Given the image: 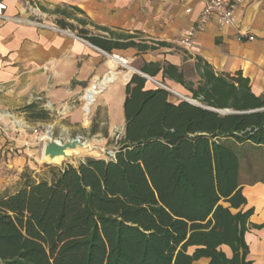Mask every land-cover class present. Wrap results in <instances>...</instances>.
Instances as JSON below:
<instances>
[{
  "label": "trees",
  "instance_id": "1",
  "mask_svg": "<svg viewBox=\"0 0 264 264\" xmlns=\"http://www.w3.org/2000/svg\"><path fill=\"white\" fill-rule=\"evenodd\" d=\"M87 39L110 50L101 38ZM195 69L198 81L171 63L142 71H162L163 83L234 112L174 102L134 73L114 158L51 166L40 180L25 172L16 191L0 193V264H252L245 234L264 223L251 224L253 209H243L239 152L264 148V95L241 72L216 73L202 58ZM25 110L33 120L48 118L37 102Z\"/></svg>",
  "mask_w": 264,
  "mask_h": 264
},
{
  "label": "crops",
  "instance_id": "2",
  "mask_svg": "<svg viewBox=\"0 0 264 264\" xmlns=\"http://www.w3.org/2000/svg\"><path fill=\"white\" fill-rule=\"evenodd\" d=\"M2 1L9 18H0V96H11L13 104L40 98L48 109L58 107L79 118L78 99L85 101L87 90L96 85L99 93L91 105L96 102L93 111L104 114L96 118V127L108 129L110 135L121 129L123 134L125 87L132 75L140 72L149 80L163 82L162 71L152 77L142 71L143 66L153 62L184 68L190 63L196 71L198 58L208 62L216 73L241 72L249 79L252 91L264 95V0H242L233 23L211 19L189 49L180 40L199 19L202 0ZM13 16L37 23H20ZM64 23L71 24L72 29ZM57 28L75 34L86 29L87 38L107 41L110 50ZM239 34H246L243 41L238 39ZM249 35L254 39L248 40ZM112 54L127 63L117 62ZM165 82L171 89L183 87L170 79ZM95 137H102L101 141L107 138L100 132ZM249 150L264 153L263 147L249 145ZM241 187L247 198L243 209H253L249 222L264 223V180L244 179L243 175ZM245 239L249 245L247 259L252 264H264V227L250 228ZM222 248L231 255L227 245Z\"/></svg>",
  "mask_w": 264,
  "mask_h": 264
},
{
  "label": "rangeland",
  "instance_id": "3",
  "mask_svg": "<svg viewBox=\"0 0 264 264\" xmlns=\"http://www.w3.org/2000/svg\"><path fill=\"white\" fill-rule=\"evenodd\" d=\"M184 68L189 78L194 81L198 80L197 73L190 63L186 64ZM147 80L148 87H161L159 83L169 85L168 82L163 83L160 79H156L157 82ZM178 88L183 92V96L193 99L183 87L178 86ZM0 99V193L16 191L24 182L23 174L25 172L36 180L49 178L51 166L59 168L67 164L78 165L86 157L105 158L108 150L116 151L119 148L117 135L122 131L121 129L110 135L111 132L108 129L96 127V118L104 117L102 112L93 111L96 102L90 106V112L86 113L84 109L86 98L85 101L78 99L76 107L81 111V116L75 118L71 112H63L58 107L48 109L49 107L44 105V100L33 99L32 102H37L39 108L48 112L46 120H33L25 110V106L30 103L13 104L12 97L7 94L0 96ZM170 99L177 102L183 98L171 92ZM49 127L53 128V139L67 141L80 137L83 141L92 143L93 151H82L60 164L49 163L42 158L44 142L41 140ZM97 132L106 136V140L101 141L102 137H95ZM250 151L248 148H244L239 152L243 161L241 176L243 178L244 175V179L264 180V153ZM3 188L6 189L1 191Z\"/></svg>",
  "mask_w": 264,
  "mask_h": 264
},
{
  "label": "built area",
  "instance_id": "4",
  "mask_svg": "<svg viewBox=\"0 0 264 264\" xmlns=\"http://www.w3.org/2000/svg\"><path fill=\"white\" fill-rule=\"evenodd\" d=\"M202 1H203V10L199 19L191 28L187 30L186 34L180 40V44L188 49L194 47L196 35L205 28L206 24L211 19L215 18L220 23H233L235 20L234 18L235 10L240 5L242 0H202ZM6 8L7 6L4 3V1L0 0V18H4V19L9 18L5 14ZM186 11L191 12V9H187ZM12 19L20 23H37L35 20H31L29 18L17 17V16H13ZM57 29L62 33L71 34L74 38L86 41L84 37L78 34L72 33L68 30H64L61 28H57ZM244 35L246 34H239L238 39L240 41H243ZM253 39H254L253 35L248 36V40H253ZM112 56L116 58L120 57L117 54L110 55V57ZM120 58L123 59L122 57ZM159 84L161 85V87L170 89L167 85H164L162 83ZM89 112L90 110L86 113ZM121 133L122 132L120 131L119 134L117 135V139H120L122 135ZM52 136H53V128L49 127L46 129L45 135L41 137V140L46 141V139L52 138ZM114 157H115V150H108L106 152V156H105L106 159H111Z\"/></svg>",
  "mask_w": 264,
  "mask_h": 264
},
{
  "label": "bare ground",
  "instance_id": "5",
  "mask_svg": "<svg viewBox=\"0 0 264 264\" xmlns=\"http://www.w3.org/2000/svg\"><path fill=\"white\" fill-rule=\"evenodd\" d=\"M120 57L116 58V57L112 56L111 58H113L117 62H120L122 64H126L127 60L124 59L123 57H122L123 59H121ZM170 90H172V92L177 94V95H182L183 94V92L180 89H178V88H173V89L170 88ZM98 93H99V88L96 85L94 87H92V88L87 90V92L85 94V96H86V105L84 107L86 112L90 110V106L93 103V101L95 100V97H96V95ZM49 140H53V138H48V139H46V141H43L44 143H43V148H42V158L47 160L48 162H51V163H54V164H60L64 160L70 159L72 156H74L76 154H80L82 151H93V149H94V146L92 145V143L90 141H83L82 140L80 146H77L74 149H67L65 155H61V156H58V157H56L54 159H51V158H49V156H45L44 152H43L44 146ZM56 140H59V139H56Z\"/></svg>",
  "mask_w": 264,
  "mask_h": 264
},
{
  "label": "water",
  "instance_id": "6",
  "mask_svg": "<svg viewBox=\"0 0 264 264\" xmlns=\"http://www.w3.org/2000/svg\"><path fill=\"white\" fill-rule=\"evenodd\" d=\"M138 73H140V72H138ZM142 75L144 77H147V78L149 77V76H147L145 74H142ZM167 90L172 92V90H170V89H167ZM180 96L183 98V100H186V101H188V102H190L192 104L201 106V107L206 108V109H210V110L217 111V112H220V113H231V112H234V111H231L229 109L221 110V109H215V108H212V107L204 106V105H202L201 103H199L198 101H196L194 99H190V98L185 97L183 95H180ZM81 142H82V139L80 137H77V138H74V139H69L67 141L56 140V139L49 140L45 144L43 152H44L45 156H49V158L54 159V158H56L58 156L65 155L67 149H74L77 146H80ZM49 163H51V162H49Z\"/></svg>",
  "mask_w": 264,
  "mask_h": 264
}]
</instances>
